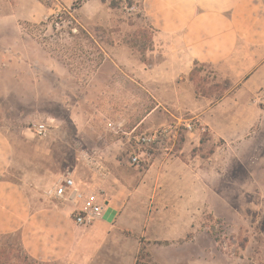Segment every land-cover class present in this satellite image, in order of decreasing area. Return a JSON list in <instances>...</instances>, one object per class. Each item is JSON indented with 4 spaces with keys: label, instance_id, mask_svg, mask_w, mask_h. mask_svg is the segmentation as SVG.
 Here are the masks:
<instances>
[{
    "label": "crops",
    "instance_id": "crops-1",
    "mask_svg": "<svg viewBox=\"0 0 264 264\" xmlns=\"http://www.w3.org/2000/svg\"><path fill=\"white\" fill-rule=\"evenodd\" d=\"M11 1V17L29 14L32 0ZM34 2L37 9L41 4ZM139 8L141 24L154 32L158 47L153 52L158 63L153 64L154 74L173 84L182 104L162 100L138 119L120 114L121 104H96L103 117L75 118V135L105 158L109 175L104 180L82 167L53 179L51 166L43 168L36 159L27 167L22 135L0 129V236L14 237L30 263L139 264L143 252L157 264L167 263L165 253L181 249L173 242L184 234L183 226L178 234L173 225L185 217L178 206L184 198L200 199L198 155L187 154L197 139L189 133L181 146L179 136L167 151L146 149L141 156L147 163L133 167L122 155L123 147L133 144L121 135L149 132L188 116L209 125L213 137L223 138L225 126L230 132L236 119L231 104H245L235 97L245 101L264 93V0H140ZM211 78L220 91L214 99L208 95L215 86ZM227 105L229 112L218 114ZM49 140L47 147L33 149L35 155L53 154ZM68 174L86 197L96 196L103 206L88 227L73 223L72 202L53 195Z\"/></svg>",
    "mask_w": 264,
    "mask_h": 264
},
{
    "label": "rangeland",
    "instance_id": "rangeland-1",
    "mask_svg": "<svg viewBox=\"0 0 264 264\" xmlns=\"http://www.w3.org/2000/svg\"><path fill=\"white\" fill-rule=\"evenodd\" d=\"M38 1L41 5L35 9L32 0L28 15L11 17L12 1L0 0V129L22 135L27 167L36 159L43 168L50 165L53 179H59L67 170L85 168L78 150L90 149L89 141L75 135L71 124L75 118L103 117L96 104H121L120 114L138 119L162 100L182 104V96L178 100L173 84L154 74L155 34L141 24L140 14L129 16L108 0ZM56 14H60L57 25L44 23ZM209 90V98L220 95L216 83ZM260 95L245 101L235 97L245 104H231L236 119L230 132L229 126L216 130H226L223 138L213 137L211 127L199 119L182 117L194 126L191 134L197 139L187 154L198 155L200 199L194 195L193 201L185 202L184 198L178 206L185 217L173 225L178 234L183 226L184 234L173 244L181 249H168L165 264H264V101H258ZM228 109L227 105L218 114H227ZM46 122L47 140L39 141L45 138L38 137L34 127ZM188 134L180 133L179 146ZM48 140L53 154L35 155L33 149L47 147ZM129 151L131 145L126 144L122 152L126 160ZM0 264L34 263L21 255L14 237L0 236ZM139 264L157 263L143 252Z\"/></svg>",
    "mask_w": 264,
    "mask_h": 264
},
{
    "label": "built area",
    "instance_id": "built-area-1",
    "mask_svg": "<svg viewBox=\"0 0 264 264\" xmlns=\"http://www.w3.org/2000/svg\"><path fill=\"white\" fill-rule=\"evenodd\" d=\"M115 3L121 10L129 16L140 14V0H108ZM60 14L55 15L54 18H45V22H53L57 25ZM259 102L264 101V93H261L258 99ZM194 126L187 120L175 119L172 122L160 125L149 132L131 134L132 151L128 154V163L133 167H140L147 159L142 158L141 152L146 149L160 148L163 151L169 150L178 141L180 133L187 131L193 132ZM35 134L40 138H45L49 132L48 124H37L34 127ZM78 156L83 166L97 179L104 180L109 171L106 168L100 152L94 149L78 150ZM53 195L65 201L72 202L75 207L72 214L73 223L76 226L88 227L95 219L100 217L103 206L98 201L96 196L91 195L86 197L83 190H81L75 183L74 178L70 174L63 178L62 182L55 186Z\"/></svg>",
    "mask_w": 264,
    "mask_h": 264
}]
</instances>
